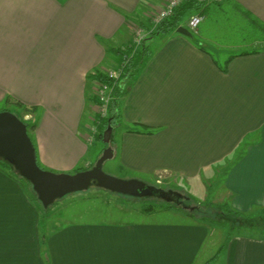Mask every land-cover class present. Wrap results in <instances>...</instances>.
I'll use <instances>...</instances> for the list:
<instances>
[{
    "label": "crops",
    "instance_id": "crops-1",
    "mask_svg": "<svg viewBox=\"0 0 264 264\" xmlns=\"http://www.w3.org/2000/svg\"><path fill=\"white\" fill-rule=\"evenodd\" d=\"M168 1L0 0V105L34 108L22 112L39 117L31 139L42 167L91 169L103 155L88 140L102 125L97 74L124 70L117 50H142L133 78L116 82L127 93L112 112L113 158L130 179L164 171L173 189L183 178L206 192L197 181L216 182L217 203L255 214L264 209V40L246 35L247 21L264 30V0L190 10L204 16L196 32L185 13L178 29L157 33L153 17ZM223 4L238 29L217 20ZM138 29L146 37L139 47ZM144 127L153 133L133 132ZM20 188L0 168V264H264L259 232L235 236L218 253L224 240L208 243L215 230L181 211L179 222L67 224L43 246L38 209Z\"/></svg>",
    "mask_w": 264,
    "mask_h": 264
},
{
    "label": "rangeland",
    "instance_id": "rangeland-1",
    "mask_svg": "<svg viewBox=\"0 0 264 264\" xmlns=\"http://www.w3.org/2000/svg\"><path fill=\"white\" fill-rule=\"evenodd\" d=\"M229 6V5H228ZM226 6L224 8V4L222 6H217V12H215L217 16V20L222 22V24L230 25L234 24L233 27H237L239 22L238 20L232 16L234 12L232 11L231 7ZM224 9V10H223ZM193 11L188 12L184 15V19L182 22H189ZM229 19L231 20L230 22ZM249 25V33L246 35L251 38H260V40H264V30L259 27L257 24H253V22L247 21ZM155 26V25H154ZM153 27V26H152ZM155 28V27H154ZM195 32V31H193ZM245 36V37H246ZM242 37H244L242 35ZM246 37V38H247ZM144 34V40H145ZM195 39H199L197 35L194 34ZM127 51L129 50L126 48ZM123 58V57H122ZM4 103L0 105V112L9 111L18 116L24 123L28 126L29 134L31 138L34 140L33 131L31 129L32 126L36 125V121L39 120V117L32 115L33 117H26L25 114L22 112L24 108L20 105ZM30 116V115H29ZM111 116V115H110ZM121 119V117H119ZM93 123H91L92 125ZM94 125V124H93ZM95 127V126H94ZM108 128V126H107ZM105 124L103 125L102 129L99 128L98 135L94 140L96 141V145L93 147L96 150L97 154L104 153V151L108 148V146L104 142V138H101L102 133L106 131ZM105 129V131H102ZM94 142V141H93ZM116 142V138H114V145ZM111 142V145H113ZM89 145H93V143H89ZM93 151V149H92ZM98 155H95V157ZM2 163V164H1ZM40 164V163H39ZM95 165V164H94ZM93 165V166H94ZM40 167L46 171L59 174L55 171H50L45 169L40 165ZM0 168L3 172H7L5 169V165L3 162H0ZM103 170L106 174L110 176L127 180L130 177H133L129 173H127L122 165L120 164L119 160L116 158L107 160L103 165ZM62 173V172H60ZM69 174H75L69 173ZM135 176V175H134ZM11 179H13L21 188V191L25 197H29L24 188L29 192L30 197L28 198L33 204L36 205L38 209V233L40 235V239L43 237H48L50 233L54 232V230H58L57 228L63 227L67 224L71 223H84V222H105V223H128V222H136V221H171V222H179L183 219V215L176 212L181 211L183 213H188L186 210L189 208L182 210L184 207L180 205L181 208H174L169 209L165 208L166 202L163 199H157L152 197H131L122 194L113 193L110 191H106L100 189L96 186H92L89 190L83 192H77L68 195L63 199L57 200L54 204H52L49 208L41 209L35 199L34 196L30 193V189L28 188V183L26 180H20L15 178L14 176L9 175ZM138 180L145 182L147 185L154 187L160 190H178L183 195L182 201L189 205L188 197L192 200V205L195 204H213V205H224V203H217L216 200L220 194V187L216 184V182H206L204 178H200V183H203L205 186L207 185L209 192L204 191V189H200L197 191L196 187H194V183L187 181L186 179L180 178L178 186L176 185L175 189L171 187L170 183V175L167 172H159L156 174V177L153 176L145 177L142 175L135 176ZM140 178V179H139ZM206 183H205V182ZM203 184V185H204ZM202 185V186H203ZM180 187V188H179ZM170 205H174L170 203ZM147 207L153 208L154 212L149 213L145 212ZM175 211V212H173ZM16 221V220H12ZM212 228V227H211ZM214 235L210 238L209 242H214V244L220 243L225 240V232L221 227L213 228ZM251 230H247L246 232H250ZM245 232V233H246ZM213 245V244H212ZM211 245V246H212Z\"/></svg>",
    "mask_w": 264,
    "mask_h": 264
},
{
    "label": "water",
    "instance_id": "water-1",
    "mask_svg": "<svg viewBox=\"0 0 264 264\" xmlns=\"http://www.w3.org/2000/svg\"><path fill=\"white\" fill-rule=\"evenodd\" d=\"M178 32L192 36L184 27L179 28ZM112 135L113 127L109 125L104 133L106 144L111 143ZM113 156V149L108 147L91 169L75 174H56L46 171L38 165L36 148L29 135L28 126L12 112H0V158L11 164L31 183L45 209L70 194L87 191L92 186H96L131 197L163 199L166 203L183 204L185 209L194 210V207L184 204L181 193L156 189L138 179L123 180L106 174L103 165Z\"/></svg>",
    "mask_w": 264,
    "mask_h": 264
},
{
    "label": "trees",
    "instance_id": "trees-1",
    "mask_svg": "<svg viewBox=\"0 0 264 264\" xmlns=\"http://www.w3.org/2000/svg\"><path fill=\"white\" fill-rule=\"evenodd\" d=\"M205 8H206L205 4H201L197 0H186L176 10L173 18L171 17L170 20L165 21L161 25H159V30L157 31V33L161 32L162 30L166 31V30L178 29L179 19L187 11H190V10H195V11L199 10L200 11V10L205 9ZM116 52L119 56L125 57L123 60H126L128 63V64L124 65V70L122 69V73L120 75V78H126L127 76H129L128 79L133 78V76L135 75V72L142 65V62H143L145 55H146L145 52L142 50L137 51L135 49H134V51H133V49H131V50L129 49L128 51L126 49L124 51L117 50ZM243 55H245V54L243 53ZM226 67L227 66H225L223 68V70L225 72L227 70ZM120 78H119V81L121 80ZM97 79L101 83H107L113 87V92H112V101L113 102L111 101L112 104H111V112H110L111 114L108 113L107 117L101 118L102 125L100 126V128L102 129L104 124L107 128V126H109L110 124L112 125L115 122H117L119 112L118 113L115 112L114 114L112 112H113V109L116 110V106L120 103L122 96L125 95L127 92L125 93L122 90V88L119 86L121 81L116 83L118 80L117 81H111L108 76L106 77L103 74H97ZM24 110L26 112H30V113L35 112L34 108H29V107H24ZM34 128H35V126L31 127L32 130ZM28 131H29V129H28ZM102 131H105V129H103ZM133 132L139 133V134H152L153 133V131L151 129H149L148 127H144V128H142V130H135ZM101 138H104V132L102 133ZM0 162L4 163L5 169L7 171L6 173L8 175L14 176L15 178H18L20 180H26L20 175V173L11 164L6 162L3 158H0ZM37 162H38V158H37ZM38 165L40 166L39 162H38ZM81 170H83V169H80L77 172H80ZM26 182L28 183V188L30 189V193L34 196V199H35L37 205L41 209L44 210V207H43L42 203L39 201L37 194L34 192L31 183L28 182L27 180H26ZM24 190L26 191V193L30 197L29 192L25 188H24ZM188 201H189L188 202L189 205L191 207H194V210H190V209L186 210L188 212L186 214H188L191 218L196 220L198 223H201L203 225H207L210 228L211 227L212 228L221 227V229L224 230V232H225L224 244L220 247L218 253L222 252L223 249H225L226 244L229 243L231 239H233L235 236L243 235L244 232H246L247 230H251L253 232H259V234L261 236H264V209H261L260 211H258L255 214L247 215V214H243V213L233 209L230 204H224L222 206L221 205H213V204H209V203L192 205V200L189 197H188ZM166 204L167 205L164 206V209L165 208H169V209L176 208L177 209V208H181L180 205H183V204L178 205L176 203H173L174 205H170V203H166ZM184 204H186V203H184ZM182 210H185V208H183ZM145 211L150 213V212H153L154 210L151 207L150 208L147 207L145 209ZM56 231H58V230H56ZM56 231L54 230V232L50 233L48 237H43L41 239V243L43 246L46 243V241L53 234L56 233Z\"/></svg>",
    "mask_w": 264,
    "mask_h": 264
},
{
    "label": "built area",
    "instance_id": "built-area-1",
    "mask_svg": "<svg viewBox=\"0 0 264 264\" xmlns=\"http://www.w3.org/2000/svg\"><path fill=\"white\" fill-rule=\"evenodd\" d=\"M186 0H169L166 5L159 10L153 17L154 27L157 28L160 24H162L164 21L170 19L174 16L176 10L185 2ZM201 4H205V6L211 5V4H220L224 0H197ZM204 19L203 14L198 13L191 17L189 20V28L191 31H197L199 26L201 25L202 21ZM144 41V31L142 29H138L137 33L135 35V44L137 47H139L142 42ZM122 73V70H119L118 72H109L108 77L111 81H117L119 80V77ZM113 92V87L110 86L107 83H100L97 97L99 100L98 104V113L101 116V118H105L108 115L109 112V106L111 102V94ZM92 132H90L89 135V142L93 143L95 139V135L97 133V129L95 127H92Z\"/></svg>",
    "mask_w": 264,
    "mask_h": 264
},
{
    "label": "flooded vegetation",
    "instance_id": "flooded-vegetation-1",
    "mask_svg": "<svg viewBox=\"0 0 264 264\" xmlns=\"http://www.w3.org/2000/svg\"><path fill=\"white\" fill-rule=\"evenodd\" d=\"M166 191H168V190H166Z\"/></svg>",
    "mask_w": 264,
    "mask_h": 264
}]
</instances>
